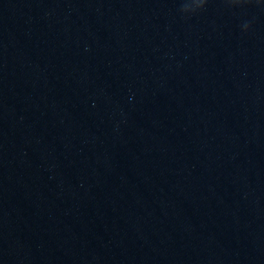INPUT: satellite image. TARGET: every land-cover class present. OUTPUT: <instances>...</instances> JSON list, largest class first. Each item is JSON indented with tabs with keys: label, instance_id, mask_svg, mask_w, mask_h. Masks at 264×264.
Instances as JSON below:
<instances>
[{
	"label": "water",
	"instance_id": "obj_1",
	"mask_svg": "<svg viewBox=\"0 0 264 264\" xmlns=\"http://www.w3.org/2000/svg\"><path fill=\"white\" fill-rule=\"evenodd\" d=\"M0 264H264V0H0Z\"/></svg>",
	"mask_w": 264,
	"mask_h": 264
}]
</instances>
